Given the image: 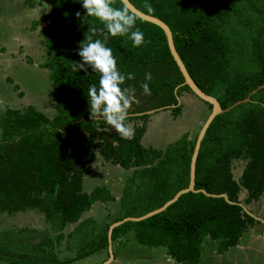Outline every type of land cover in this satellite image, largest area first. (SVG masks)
<instances>
[{
    "label": "trees",
    "instance_id": "trees-1",
    "mask_svg": "<svg viewBox=\"0 0 264 264\" xmlns=\"http://www.w3.org/2000/svg\"><path fill=\"white\" fill-rule=\"evenodd\" d=\"M130 1L169 26L188 73L200 89L216 97L222 109L248 98L214 118L196 161L195 189L226 194L229 202L224 197L190 191L165 211L141 221H127L112 232V242L133 231L140 244L166 246L176 262L199 264L205 236L220 242V253L239 243L253 223L241 202L252 203L264 193V1ZM47 2L52 14L42 31L47 58L40 66L50 70L56 112L48 117L29 105L0 113V214L40 210L60 234L55 242L42 235L43 241L28 245L21 254L10 249L14 246L13 250H18L21 240L13 244L0 237V259L10 264H71L100 250L107 251L111 223L99 227L87 220L75 228L79 248L74 257L62 261L53 250L55 243L66 237L64 228L79 222L93 202L103 198L99 189L91 193L82 190L86 166L100 156L104 163L136 168V172L148 169L152 177L165 166L160 186L167 194L138 215L142 216L188 186L197 138V135L188 138L186 147L176 141L166 151L145 148L141 143L151 116L147 112L172 110L175 118L182 112L179 98L185 93L193 94L184 84L162 28L134 14L137 27L144 32L145 45L133 48L127 37L108 38L107 46L113 49L118 68L125 74H135L134 79H126L121 85L122 89L132 90L126 123L134 130V136L130 140L121 139L110 126L90 116L87 93L90 84L98 83L97 74L90 68L73 71L81 59L77 54L79 46L90 29H98L93 39H103L106 30L101 32L103 25L94 18L83 22L85 10L78 0ZM25 3L33 5L32 0ZM121 4L120 0H114L115 7ZM147 6L153 11L149 12ZM252 11L256 13L251 14ZM244 15L250 18L245 20ZM232 35L237 36L235 43ZM149 74L151 80H146ZM144 82L149 83L151 95L144 94L141 87ZM260 86L263 87L258 89ZM241 160L245 164L236 177L234 170ZM175 178L180 182L178 188L168 190V184ZM242 193L246 197L241 201ZM130 216L126 214L115 221ZM31 231L27 236L38 232ZM86 233H92L96 242L82 252ZM75 236L69 233L67 238L73 241Z\"/></svg>",
    "mask_w": 264,
    "mask_h": 264
},
{
    "label": "rangeland",
    "instance_id": "rangeland-1",
    "mask_svg": "<svg viewBox=\"0 0 264 264\" xmlns=\"http://www.w3.org/2000/svg\"><path fill=\"white\" fill-rule=\"evenodd\" d=\"M236 1L239 2L240 0ZM242 1L247 2V0ZM32 4V6L26 4L25 0H0V113L6 109H24L25 106L31 105L43 112L46 116L52 117L56 112L55 87L50 79V70L46 69L44 66H40L47 58L46 46L44 44L45 36L42 31L46 24L50 23V16L52 14L51 7L47 0H32ZM245 13L249 14V11L246 10ZM252 13L255 14L256 12L254 13V11H252L251 14ZM249 18L250 15H244L245 20ZM31 27H34V29ZM244 29H246V27H244ZM232 37L235 43L237 36L232 35ZM187 94L188 93H185L180 98L183 106L181 114L183 111L187 112L186 115H188L193 122L198 118L199 124L198 121H195L196 124L195 126L193 125V128H191V126L190 128H186L189 133H187L186 141L183 139L185 134L182 133L178 136V144L182 147H186L189 135H193L192 139L195 135H198L202 125L211 112V109L201 101V99L199 100V98L193 94ZM166 115L167 122L170 123L171 117L169 114ZM169 126L171 130L175 129V127H172L174 126L172 123ZM166 132L165 130L162 131V133L165 134ZM155 135L160 139L166 136L158 131ZM152 136H150L149 139L147 138L148 143L145 144L154 142ZM160 146L159 144L157 145V147ZM150 147L154 146L151 144ZM244 164L245 162L243 160L238 161V167L234 170L236 177L240 175V168L243 167ZM164 169L165 166H162L160 173L154 177H152L153 174L149 172L148 169L138 170L132 175L125 185L122 198L115 201L113 200L112 202L114 203L112 205L111 203L106 205L107 212L110 214L109 220L121 218L126 214H131L132 216L130 217H138L139 214L153 207L156 202L164 198L167 192L160 186V181L165 177ZM179 184L180 182L175 178L174 180L172 179L167 188L168 190L178 188ZM97 189H99L98 194L102 197L109 196L107 195L106 189L98 187L95 190ZM104 218V215L99 217L101 221L104 220ZM76 227L77 226L73 224L68 225L64 228L63 233L67 236L69 233H74L75 236L74 231ZM86 229L88 232V228ZM31 230H36L38 232L37 234L33 233L27 236L32 233ZM7 233L10 234L8 235ZM58 234H60V232L56 230V228H52L51 222L45 219L44 213L40 210H27L16 214H0V237L5 238L7 242L13 244L21 240L23 243L20 242L21 246H19L18 250H13L14 246H10L12 251L19 254L26 251L28 245H37V243L43 241L46 236L55 242ZM67 236L59 244L55 243L53 248L55 254L62 261L73 257L79 248V246H77V235L74 237L73 241L70 240L69 237L67 238ZM94 240L92 233H86L84 243H82V247L80 248L82 252L94 246L96 242H94ZM132 240V238L130 240H125L121 244L120 249H122V247L125 249L129 248ZM206 241L208 242L211 240L210 238H205V242ZM49 247L50 246L46 248ZM114 247L117 248V243H115ZM29 248L31 249L32 247ZM202 248L203 245L201 251H203ZM117 255L118 252L115 250V258ZM204 256H206V253ZM106 258L108 259V256H105V259ZM238 258L239 262L243 259L240 256ZM221 260L225 261L226 259L224 257L221 258ZM103 263V261L98 262V264ZM210 263L211 260H206V262H204V264ZM0 264L10 263L0 259ZM243 264L248 263L246 261ZM252 264L257 263L253 262Z\"/></svg>",
    "mask_w": 264,
    "mask_h": 264
},
{
    "label": "crops",
    "instance_id": "crops-1",
    "mask_svg": "<svg viewBox=\"0 0 264 264\" xmlns=\"http://www.w3.org/2000/svg\"><path fill=\"white\" fill-rule=\"evenodd\" d=\"M186 113L187 112H184L183 114V121L182 117L174 118L172 115V110H164L159 111L155 114H151L148 122V128L146 130V133L144 134V137L142 138L143 146L145 148H151L158 151H166L168 149V146L174 144L177 141L178 136H180L182 133H188L186 128H190V126L191 128H193V125L195 126L196 124L195 121H198V118L194 122L192 119L191 121ZM166 114H169V116L171 117L169 121L170 123L167 122ZM171 123L174 125L172 127H175V129L173 130H171L169 126L171 125ZM163 130L167 131L166 134L162 133ZM157 131L166 136L160 139L157 135H155ZM150 136H152L154 142L145 144L148 143L147 138L149 139ZM192 136L193 135H189V140L192 139ZM151 144L154 147H150ZM158 144L161 146L157 147ZM241 168L243 169V167ZM241 168L240 170L242 171ZM135 173L136 168L125 169L119 165L104 163L102 158L100 156H97V159L94 162L88 164L84 170L82 190L86 193H91L98 187L104 188L107 190V195H109L111 198L110 200H106L107 197H103L102 200H96L95 202H93L90 209L83 213L80 221L74 223L73 225L77 226L80 222L85 220H87L90 224H92L90 221H93L96 226L99 227L107 223L113 224L114 222H116V218L113 220H109L110 214L109 212H107L106 205L109 203H111L112 205L114 203L112 202L113 200L115 201L122 198L123 190L127 181ZM245 197V193H242L241 201L244 200ZM241 205L245 212L253 218V223L246 228L243 233L244 235L240 238L239 243L224 253L219 252L220 242L218 240H213L210 237H205L210 238L211 241L205 242L204 238L202 244L203 257L201 258L200 264H204L206 260H211L210 264H243L246 261L248 264H252L253 262L257 264H264V193L257 201H253L249 204H246L242 201ZM102 215H104L105 218L101 221L99 217ZM131 238L133 239L130 243L131 246L126 249L123 247L122 249H120L121 244L125 240H130ZM115 243H117V248L114 247ZM115 250L118 252V255L111 264H181L176 262L168 254V249L166 246H142V244H140L135 238V234L133 231H130L128 234L119 238L116 242H112V251L114 253V256ZM107 251L105 249L100 250L99 252L88 256L87 258L73 262L71 264H98V262H105L108 260L107 258L105 259V256H108L109 258V255H107L109 254V250ZM205 253L206 256H204ZM239 256L243 258L240 262L238 258ZM224 257L226 260L222 261L221 258Z\"/></svg>",
    "mask_w": 264,
    "mask_h": 264
},
{
    "label": "clouds",
    "instance_id": "clouds-1",
    "mask_svg": "<svg viewBox=\"0 0 264 264\" xmlns=\"http://www.w3.org/2000/svg\"><path fill=\"white\" fill-rule=\"evenodd\" d=\"M84 11L83 22L88 18L99 21L104 32L103 39H93L98 29L92 27L90 34L80 44L78 55L81 58L75 63L73 71L91 69L98 76V83H92L88 87L87 99L90 116L93 120L103 121L115 130L121 139L130 140L134 136V130L126 123L128 109L132 103V90L122 89L125 80L135 78L134 73H123L117 66V58L113 55V49L107 46L109 37H127L132 42L133 48L145 45L144 32L137 27V17L128 7L121 4L114 6V0H78ZM148 11L153 9L147 6ZM78 17L80 13L76 14ZM146 80H151L150 74ZM144 94L151 95L149 83L141 84ZM264 106V105H262Z\"/></svg>",
    "mask_w": 264,
    "mask_h": 264
},
{
    "label": "water",
    "instance_id": "water-1",
    "mask_svg": "<svg viewBox=\"0 0 264 264\" xmlns=\"http://www.w3.org/2000/svg\"><path fill=\"white\" fill-rule=\"evenodd\" d=\"M124 6L128 7L129 11L132 12L133 14H135L136 16H138L139 18L148 21L150 23H153L157 26H159L160 28L163 29L166 38H167V43H168V47L170 49V52L175 60V62L177 63L183 77H184V84L188 85L189 88L191 89V91L193 92V94L198 97L199 99H201L204 102L209 103L212 108H211V112L209 113L208 118L206 119V121L204 122V124L202 125L197 138H196V143L194 146V150H193V154L191 157V164H190V181L189 184L186 188H183L181 190H179L175 196L173 198H171L170 200H168L164 205H162L161 207L149 211L148 213L142 215V216H138V217H126L123 218L119 221L114 222L113 224H111L109 226L108 229V242H109V246H108V250H109V258L107 261H105L103 264H111L114 260H115V256L114 253L112 251V232L114 230L115 227L127 222V221H141L144 220L146 218H149L155 214H158L162 211H165L170 205H172L173 203H175L179 197H181V195L188 193V192H203L206 195L209 196H215V197H224L228 202V196L226 194H221V195H215V194H208L205 190H196L195 189V169H196V161L198 158V154L200 151V147H201V143L206 135V132L210 126V124L212 123V121L214 120V118L219 115L222 114L226 111H229L232 107H234L235 105H238L242 102H245L246 100H248V98L240 100L238 102H236L234 105L226 108V109H222L220 106V103L218 102V100L216 99V97L209 95L207 93H205L202 89H200L196 83L194 82V80L192 79V77L190 76V74L188 73L186 66L183 62V60L180 58L176 48H175V44H174V40H173V34L171 29L169 28V26L163 22L162 20H160L159 18L146 14L145 12L141 11L140 9H138L130 0H120ZM263 86L258 87L261 88ZM257 89L253 90V92H256ZM252 92V93H253ZM181 98V97H180ZM179 98V104H181V99ZM148 114H155V111H150L147 112Z\"/></svg>",
    "mask_w": 264,
    "mask_h": 264
},
{
    "label": "flooded vegetation",
    "instance_id": "flooded-vegetation-1",
    "mask_svg": "<svg viewBox=\"0 0 264 264\" xmlns=\"http://www.w3.org/2000/svg\"><path fill=\"white\" fill-rule=\"evenodd\" d=\"M187 95H190V94H187ZM197 98H198V97H197ZM199 100H200V99H199ZM201 101H202V100H201ZM183 114H184V111H183V113H182V114H179V115H178L177 117H175V118L182 117V121H183V119H184V118H183V117H184V116H183Z\"/></svg>",
    "mask_w": 264,
    "mask_h": 264
}]
</instances>
